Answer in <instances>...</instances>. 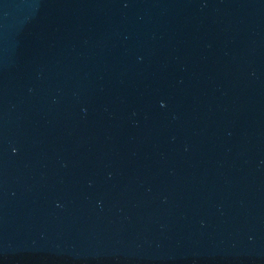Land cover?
<instances>
[{"label": "water", "instance_id": "water-1", "mask_svg": "<svg viewBox=\"0 0 264 264\" xmlns=\"http://www.w3.org/2000/svg\"><path fill=\"white\" fill-rule=\"evenodd\" d=\"M0 264H264V0H0Z\"/></svg>", "mask_w": 264, "mask_h": 264}]
</instances>
